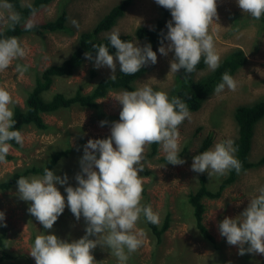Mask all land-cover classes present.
I'll list each match as a JSON object with an SVG mask.
<instances>
[{
  "label": "rangeland",
  "instance_id": "374dc122",
  "mask_svg": "<svg viewBox=\"0 0 264 264\" xmlns=\"http://www.w3.org/2000/svg\"><path fill=\"white\" fill-rule=\"evenodd\" d=\"M30 1L21 0V3L28 4ZM120 1L53 0L40 8L34 16L31 14L27 21L41 22L54 18L60 8H65L68 14L67 29L57 32H30L17 37L26 48L27 55L23 59L13 61V65L8 70L0 73V87L8 90L13 99L9 107L11 109L16 105L23 107L25 97L34 84L35 74L67 57L76 44L78 34L90 29L112 5ZM235 13L245 14L239 8L237 0H217L218 19L214 18L209 32L214 36L215 49L220 59L234 47H240L245 52L247 62L232 75L238 82V87L236 91L226 87L219 94L213 92L199 109L190 111L191 118L185 119L179 126V155L186 161L183 165H172L164 159L159 160L165 157L160 145L156 155L150 158L147 156L148 145L145 147L141 161L143 171L138 173L143 180V186H146L143 199H148L153 210L159 213L160 222L166 211H170L171 221L161 241L158 242L152 237L140 217L137 228L145 230L146 238L142 246L131 254L127 264H220L217 260L218 253L200 237L195 228L192 208L186 197L198 186L199 176H205L208 188L213 190L226 175L209 177L207 172L196 173L191 170L193 159L191 155L196 152L201 140L208 134L211 135L212 142L208 149L222 140L233 141L237 134L234 108L237 105L264 99V30L260 31L250 20L247 24L243 22L245 24L243 27L236 28L231 18ZM161 15L162 6H159L155 0H131L115 24L100 35L118 30L120 34H130L131 42L144 47L146 41L135 38L134 30L140 25L150 27ZM169 18L172 20L170 11ZM72 20L78 22V27L71 23ZM5 27L6 25L3 29ZM169 43L170 41L165 39L163 46L167 48ZM160 46L161 44L156 50L157 63L154 65L150 63L148 70L134 82V90L148 84L168 95L175 75L170 72L174 51L168 52L167 56L161 55L158 51ZM113 56L115 58V54ZM118 63L116 61V68ZM16 64L29 65L28 71L21 76L15 71ZM90 71H94V76L90 75ZM208 71H210L208 66L197 71L195 79ZM111 75V69L107 67L97 69L94 67V61H84L73 74L55 77L50 88L42 95L45 99H49L56 92H63L68 96L74 94L78 88L83 93H87L98 78ZM120 92L122 91H109L104 97L97 99L102 114L95 109L74 106L55 113L43 114L44 122L52 126L47 130H39L31 125L21 129L25 137L24 144L22 147L19 144L17 147H11L9 153L13 158L0 164V180L18 168L44 162L51 151L69 147L70 153L68 157L61 158L52 170L61 178L65 174L68 177L66 185L56 184L65 197L66 206L52 229L43 230L42 225L28 212L31 202L19 198L17 184L9 190L0 191V212L5 214V221L2 223H6V246L15 255L10 260L12 264H35L30 250L35 237L42 233L55 234L68 242L78 240L85 235L86 222L83 216L77 220L67 207L65 187L78 186L75 176L81 172L80 159L87 141L105 139L111 135L112 122L119 121L122 105L110 95ZM100 121L108 123L100 126ZM113 146L115 147V144ZM262 157H264V115L254 125L248 155L252 162H257ZM148 169L151 171L146 174ZM32 176L41 175L27 177ZM263 186L264 162L240 172L234 182L222 189L218 197L203 200L202 223L221 247L223 257L228 263L240 262L242 258L238 254V246L229 245L226 238L220 235L218 225L225 217H238L247 208L250 198L258 195V190ZM67 230H71L73 237H65ZM248 254L254 257L247 264H264V254ZM92 255L96 264H118L117 258L107 247L97 245L92 250Z\"/></svg>",
  "mask_w": 264,
  "mask_h": 264
},
{
  "label": "clouds",
  "instance_id": "9594fccd",
  "mask_svg": "<svg viewBox=\"0 0 264 264\" xmlns=\"http://www.w3.org/2000/svg\"><path fill=\"white\" fill-rule=\"evenodd\" d=\"M169 10L172 20L166 25L167 48L163 41L158 51L167 56L174 51L170 62V72L184 69L186 74L196 70L203 57L204 63L212 71L220 64V56L215 49L214 36L209 29L218 19L217 0H155ZM239 8L253 19L264 16V0H237ZM36 10L32 9V15ZM21 15L13 9L8 0H0V73L13 65V61L27 55L26 48L15 37H5L3 26L15 30L21 23ZM71 23L78 27V22ZM35 24L29 20L24 30L29 31ZM118 30L107 34L115 58L109 47L103 43L93 45L95 57L85 53L88 60L94 59V67L111 69V79H115L116 61L124 75H135L149 63H157V53L151 45L138 46L131 41L122 40ZM29 65L16 64L15 71L21 76L28 71ZM169 72V73H170ZM227 87L236 91L238 82L228 73L222 75L221 82L215 86L219 94ZM122 109L119 121L112 122L111 135L105 139H89L84 145L80 159L81 172L75 176L78 186L65 187L67 207L77 220L83 216L86 222L85 235L78 240L68 242L55 234H40L34 239L30 255L35 264H96L92 255L97 245L107 247L118 260V264H127L131 254L144 243L146 232L137 228L141 215L147 222L158 225L159 213L150 204L142 205L143 180L138 175L143 171L141 161L145 147L159 144L167 163L183 165L180 158L179 126L191 114L185 100L179 97L169 99L167 93L154 90L145 84L134 91H122L115 95ZM13 103L8 90L0 87V164L6 163V157L15 141L21 147L25 137L15 128L14 113L9 107ZM107 121H100L104 126ZM115 144V147L113 146ZM237 149L234 141L222 140L192 159L191 170L196 173L207 172L209 177L224 176L231 170L237 174L242 163L235 157ZM99 153V158H97ZM98 169V171H97ZM68 177L63 178L45 167L42 176L23 177L17 180L19 198L31 202L28 212L49 230L64 212L66 202L56 184L66 185ZM5 214L0 212V226L6 227ZM219 233L231 246H238V254H264V187L258 195L250 198L247 208L236 218L225 217L218 225ZM95 236L96 239L89 237ZM245 245H248L245 248Z\"/></svg>",
  "mask_w": 264,
  "mask_h": 264
},
{
  "label": "trees",
  "instance_id": "16d2710c",
  "mask_svg": "<svg viewBox=\"0 0 264 264\" xmlns=\"http://www.w3.org/2000/svg\"><path fill=\"white\" fill-rule=\"evenodd\" d=\"M53 0H31L28 4H22L21 0H8L13 6V9L20 13L21 23L15 26V30L9 29L7 26L3 29V35L5 37L15 36L18 37L23 34L30 32L44 33V32H57L64 31L67 29L66 21L68 14L65 8H60L54 18L34 22L35 27L29 31L24 30V24L27 22L28 17L32 14L34 8L36 12L49 4ZM131 0H121L118 4L112 5L106 13H104L94 25L88 29L81 31L78 34L76 44L72 48L71 52L59 63H52L42 71L35 74L34 84L30 91L27 93L24 105L14 106L12 111L14 113L13 119L15 120V128L13 130H20L26 125L39 130H47L51 125L44 122L42 115L51 114L61 109H70L71 107L78 108H90L95 109L99 114H102L99 109L97 99L104 97L109 91H134V82L139 79L150 67V63L143 66L139 72L135 75H124L120 71L119 63L116 68V78L113 80L111 76H102L97 79L96 83L92 86L90 91L83 93L81 89H76L74 94L66 96L63 92H56L51 95L49 99H45L42 93L48 90L55 77L69 76L78 69L84 61H94L85 58L86 52H91L92 56L95 57L96 49L93 45H99L101 43L109 47L110 54H115L116 50L111 47L107 34L100 35L101 32L110 29L117 19L122 16L124 9L130 4ZM231 18L234 21L236 28L243 27L250 20L257 25L260 31L264 30V16L259 20L253 19L248 14H233ZM171 21L169 18V10L162 7V15L158 18L150 27L140 25L134 32L133 36L137 39L146 41V45L150 44L153 51L156 52L161 42L166 39L167 36V23ZM245 22V24H243ZM122 40L130 41L131 35L122 33ZM247 62V56L242 48L234 47L228 51L221 59L219 67L215 71H208L202 76L195 79V73L197 71L206 68L203 57L196 66V70L191 74H186L184 69H180L175 73L173 77L172 85L168 92V97L171 100L172 97H179L188 105L189 111H196L202 105V103L211 95L215 89V86L221 82L222 75L228 72L231 76L236 72L238 68L243 66ZM90 75L94 76V71H90ZM154 90L161 91L160 89L153 87ZM264 115V99H258L249 104L237 105L234 108V120L237 125V134L234 138V147L237 149L235 157L242 163V169L240 172L247 170L253 166H256L264 162L262 157L257 162L249 160L248 155L251 145V137L253 135L254 125ZM212 137L210 134L205 136L199 144L196 152L192 154V158L195 155L206 151L211 145ZM12 147H17L18 144L15 141H10ZM159 144L148 145L149 151L147 156L150 158L158 152ZM70 148L66 147L51 151L48 158L44 162L38 164H32L23 168H18L10 173L6 178L0 180V191H6L11 189L17 184V180L23 176L28 175H43V170L48 167L53 170L59 160L63 157H68ZM13 158L12 154H8L6 160ZM166 160L165 157L159 158V160ZM151 170H147L146 174H149ZM238 174L233 169L229 171L220 181L216 189H209L206 184L205 176L201 175L198 177V186L194 191L187 194L186 200L192 208V218L194 226L197 229L200 237L210 244V246L218 253L217 260L220 264H232L228 263L221 252V247L215 242L213 236L207 230L206 226L202 223V213L204 211L203 200L205 198H216L220 195L222 189L227 185L235 181ZM144 187V186H143ZM146 187V186H145ZM144 187V189H145ZM264 187V186H263ZM145 192H143V195ZM142 205L150 204L148 199H143ZM144 220L145 226L149 230L155 240L161 241L163 233L168 229L171 221L170 211H166L162 221L158 225H153ZM140 218V220H141ZM43 227V225H42ZM43 230L44 227H43ZM64 235V234H63ZM6 229L0 226V264H12L11 259L15 257L6 246ZM66 238H71V230L65 232ZM100 246V245H98ZM248 245H245L247 248ZM254 256H249L248 253L240 255L242 260L233 264H247L251 261Z\"/></svg>",
  "mask_w": 264,
  "mask_h": 264
},
{
  "label": "bare ground",
  "instance_id": "6f19581e",
  "mask_svg": "<svg viewBox=\"0 0 264 264\" xmlns=\"http://www.w3.org/2000/svg\"><path fill=\"white\" fill-rule=\"evenodd\" d=\"M234 5V4H233ZM38 51V50H37ZM256 62V61H255ZM53 113H55V112H53ZM57 114V113H56ZM55 115V114H54ZM58 121V120H57ZM22 130H23V128H22Z\"/></svg>",
  "mask_w": 264,
  "mask_h": 264
}]
</instances>
